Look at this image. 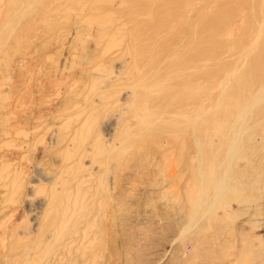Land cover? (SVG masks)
Listing matches in <instances>:
<instances>
[{
  "label": "rangeland",
  "instance_id": "374dc122",
  "mask_svg": "<svg viewBox=\"0 0 264 264\" xmlns=\"http://www.w3.org/2000/svg\"><path fill=\"white\" fill-rule=\"evenodd\" d=\"M230 260L264 264V0H0V264Z\"/></svg>",
  "mask_w": 264,
  "mask_h": 264
},
{
  "label": "bare ground",
  "instance_id": "6f19581e",
  "mask_svg": "<svg viewBox=\"0 0 264 264\" xmlns=\"http://www.w3.org/2000/svg\"><path fill=\"white\" fill-rule=\"evenodd\" d=\"M233 129V128H232ZM233 133V132H232ZM233 139V138H232ZM235 141H233V143H234ZM231 146V145H230ZM143 150H144V148H143ZM142 151V150H141ZM229 151V150H228ZM228 153H230V152H228ZM144 154V153H143ZM233 154V153H232ZM227 157V156H226ZM141 161V160H140ZM173 161V160H172ZM138 163H140V162H138ZM176 163H177V161H176ZM226 176V175H225ZM223 179V178H222ZM222 179H220L217 183H216V187H218V188H220L221 189V187L223 186V181H221ZM216 187H214V188H216ZM187 197V196H186ZM194 197V196H193ZM192 197V198H193ZM187 200V199H186ZM193 200L192 199H190V203L189 204H191V203H193L192 202ZM196 201V200H195ZM194 201V202H195ZM119 204V203H118ZM188 204V203H187ZM194 206V205H193ZM192 210V209H191ZM190 211V210H189ZM119 212V211H118ZM117 213V212H116ZM115 214V213H114ZM113 214V215H114ZM189 215V214H188ZM117 216H119L118 214H117ZM125 216V215H124ZM191 216V215H190ZM115 217H116V215L114 216V219H115ZM189 217V216H188ZM117 218H119V217H117ZM191 219H194V217H192ZM198 219V218H197ZM120 220V219H119ZM187 220V219H186ZM189 221H191V220H189ZM195 222V221H194ZM193 222V223H194ZM201 224V223H200ZM120 225V224H119ZM227 236V235H226ZM229 237V236H228ZM223 240V239H222ZM225 241L223 240V243H224ZM222 243V244H223ZM224 245V244H223ZM240 251V250H239ZM250 251V250H249ZM129 253V252H128ZM132 254V253H131ZM137 254V253H136ZM224 254V253H223ZM249 254V253H248ZM134 255V254H133ZM137 258V257H136ZM227 258V257H226ZM239 258V257H238ZM238 258H237V260H238ZM228 259V258H227ZM241 259V258H240ZM134 260V259H133ZM237 262V261H236ZM241 262V261H240ZM223 263H225V262H223ZM226 264H235V261L233 262L232 260H230L229 262H227ZM238 264H240L239 263V261H238Z\"/></svg>",
  "mask_w": 264,
  "mask_h": 264
}]
</instances>
